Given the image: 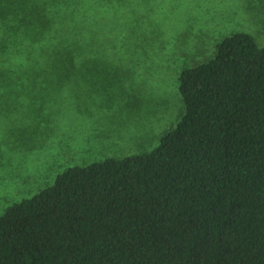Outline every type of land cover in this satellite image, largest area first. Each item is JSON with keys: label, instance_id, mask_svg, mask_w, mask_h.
I'll use <instances>...</instances> for the list:
<instances>
[{"label": "trees", "instance_id": "obj_1", "mask_svg": "<svg viewBox=\"0 0 264 264\" xmlns=\"http://www.w3.org/2000/svg\"><path fill=\"white\" fill-rule=\"evenodd\" d=\"M86 1L0 0V84L75 61ZM178 82L151 151L69 167L0 215V264H264V45L225 36Z\"/></svg>", "mask_w": 264, "mask_h": 264}, {"label": "rangeland", "instance_id": "obj_2", "mask_svg": "<svg viewBox=\"0 0 264 264\" xmlns=\"http://www.w3.org/2000/svg\"><path fill=\"white\" fill-rule=\"evenodd\" d=\"M75 61L0 84V215L73 166L151 151L184 113L178 77L235 32L264 45V0H88Z\"/></svg>", "mask_w": 264, "mask_h": 264}]
</instances>
